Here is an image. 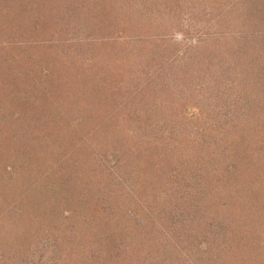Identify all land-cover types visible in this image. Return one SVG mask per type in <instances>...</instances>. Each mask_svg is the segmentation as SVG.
<instances>
[{"label": "rangeland", "instance_id": "obj_1", "mask_svg": "<svg viewBox=\"0 0 264 264\" xmlns=\"http://www.w3.org/2000/svg\"><path fill=\"white\" fill-rule=\"evenodd\" d=\"M0 72V128L15 126L14 142L0 145V264H166L174 252L170 264H207L188 245H212L199 229L228 250L215 264H264V0H0ZM45 98L50 113L30 119L25 106L37 112ZM36 123L79 139L72 159L58 153L51 174L61 185L22 167L23 150L51 149L56 163L64 146L44 132L22 149L31 137L22 127ZM105 153L118 157L111 167ZM177 153L193 157L169 183L155 171ZM121 166L116 186L102 188ZM41 185L55 197L35 193ZM159 190L160 211L149 201ZM102 201L133 204L153 232L129 240V263L96 233L102 220L88 224ZM176 219L192 227L185 247L163 240Z\"/></svg>", "mask_w": 264, "mask_h": 264}, {"label": "trees", "instance_id": "obj_2", "mask_svg": "<svg viewBox=\"0 0 264 264\" xmlns=\"http://www.w3.org/2000/svg\"><path fill=\"white\" fill-rule=\"evenodd\" d=\"M22 6H20L21 8ZM23 9H26V6L23 8ZM2 61H5L4 59H2ZM1 61V63H2ZM11 65L12 63H9L8 60L6 61V63L1 66V71H2V75H5V72H8L6 70H4V68H11ZM13 66V65H12ZM49 66V65H47ZM4 67V68H3ZM10 72V71H9ZM0 74V76H1ZM10 74V73H9ZM5 78V77H4ZM45 102V103H44ZM30 104V103H29ZM32 104V103H31ZM50 104V101L48 100V98H45L44 101L42 103H35V105H39L40 107H36L38 109L37 112H33L34 110V107L31 109L32 111H30L28 108V106H25V109L27 110V113L30 114L28 115V117H30V119L34 120V121H40L42 120V115L41 113L42 112H45L46 114L50 113V108L51 107H43L44 105H49ZM22 113L24 112L22 109H21ZM54 112V111H53ZM59 112V110L57 111ZM58 114V113H57ZM60 116V115H59ZM26 125V124H24ZM219 125V124H218ZM64 125H60V127L62 128ZM67 126V125H66ZM29 127V126H27ZM27 127H22L21 129V133H23V135H25L26 133L31 135L30 139L27 141L25 140L24 141V145H23V148H25V146H29L30 144H32V142L34 141V137L35 140L38 139L40 136L44 135V132L46 133V135L48 134H51V133H54V137H55V132H54V128L53 127H49V126H45V124H42V123H36V126L34 127V129H32V127L29 128V130H26ZM10 128V125H7L5 127V129H8L9 130ZM4 128H0V145H8V143H10L11 141L14 142V138L12 137V133H13V130H15V126L12 128H10V132L8 133H5ZM60 139H62V135L60 134V136H58L56 134V137H55V140L53 139L52 142H54L55 144V148H56V145L59 146L62 144H64V146L62 147V149H58L56 151H54V154H55V160H56V163H53L51 160L52 159V156H53V152L52 150H47L48 154H42V153H38L37 151H33L31 153V151L29 150H23L24 152V155H23V159L24 160H21V164H22V167L25 168L26 172H30L31 175H35V174H44L45 177H47V181L50 180L51 182H57V184L61 185L63 184L62 181L60 180H56L54 178V176L51 174L52 172H54L55 169H57L56 167V164L57 163H60L63 159H72V155L75 153L73 147H77L79 144L77 143H80L79 142V139L77 138H74V139H68L66 138V141H61ZM32 141V142H30ZM41 141L39 140L38 141V144L40 143ZM183 143V142H181ZM205 143V142H204ZM165 144H167V141H165ZM184 144V143H183ZM215 144V143H214ZM13 145V144H12ZM43 145V144H42ZM68 145V148H66V146ZM163 145V144H162ZM178 145V144H177ZM198 145V143L196 144V146ZM202 145L203 147L206 146V148L208 147H211L212 144L208 143V144H200ZM187 146V145H185ZM195 146V148H196ZM44 147H49V144L46 146V142H45V146ZM161 148V147H160ZM163 148V147H162ZM8 149V147H7ZM164 149V148H163ZM58 151V152H57ZM64 153V157L62 160L59 159L58 161V157L60 158V156L58 155V153ZM57 153V154H56ZM168 153V151H167ZM112 154V153H111ZM169 154V153H168ZM172 154V153H171ZM179 154V153H177ZM37 158L38 162L33 165L32 161L33 160H30V165H29V159L26 158V156H33ZM58 155V156H57ZM105 156L108 160V164L110 167L115 164L118 160V157H113V160H111L109 157H108V154L105 153ZM167 156V154H166ZM165 156V158H167ZM180 158H177V160L173 159L172 162H169V166H167L166 169L161 170V169H156L155 173H159V174H162V176L166 179H168L169 183H173L174 182V179L176 175L180 176V174H184L182 168H181V162H182V159L183 158H188V160H190L191 158L190 157H193V155L190 153H186L184 155V157L182 158L181 155L179 154ZM54 157V156H53ZM168 159V158H167ZM193 159V158H192ZM73 160L76 161V159L74 158ZM191 161V160H190ZM189 162V161H188ZM171 165V166H170ZM59 166V165H58ZM134 167V166H132ZM166 167V166H165ZM128 167L126 166L125 167V170H127ZM22 170V169H21ZM21 170L19 172H21ZM43 170V171H42ZM123 170V167H119V169H112L110 168V171H106L105 172V178H103L102 180V188H105L107 187L108 189L111 190V187L112 185L113 186H116V180L118 179V175L122 174L123 172H119V171H125ZM42 171V172H41ZM112 171V172H111ZM171 171H174L175 173L173 174H170ZM188 173H192V170H191V167L188 169L187 171ZM35 173V174H33ZM130 174H134V172H130ZM195 174V173H194ZM86 176V175H85ZM36 177H38L36 175ZM49 177V178H48ZM202 177H203V174H202ZM44 178V177H43ZM153 178V177H152ZM161 178V177H160ZM159 178V179H160ZM142 179L143 181L146 180L145 176H142ZM129 180V179H128ZM204 180H207V181H204ZM45 180H43L42 182H44ZM181 181V180H180ZM40 182V184L42 183ZM104 182V183H103ZM149 182V181H148ZM47 183H50V182H47ZM61 183V184H60ZM106 183H109L111 185L109 186H106ZM125 183V181H124ZM126 183H128V181H126ZM185 183V181H184ZM208 183V179L205 178L203 179L202 181H199L198 185H201V188H202V185ZM226 183V182H225ZM229 183V182H228ZM227 183V184H228ZM55 185V186H59V185ZM66 184V183H65ZM149 184V183H148ZM167 184V182H166ZM151 186V185H150ZM168 186V185H167ZM65 188H69L71 189L70 187H67L64 185ZM63 189V188H62ZM161 189V188H160ZM102 190H107V189H102ZM116 190V188H115ZM76 191V190H74ZM82 191V190H81ZM79 191V192H81ZM199 191V190H197ZM233 191V190H232ZM195 192V191H194ZM35 193H42V194H49V195H52L53 197H55V192H53V190L50 188V186H47V185H41L39 190H37ZM62 193L63 194H66V196L68 195V193H71L68 189L66 190H62ZM160 193V194H159ZM75 194V193H74ZM82 195H79V197H75L74 199H72V201L74 202H78V204L82 203L83 202V198L85 197V192L82 191L81 192ZM166 192H161L159 190L158 193H156V195L154 196L153 194H151V200L149 201H152L153 203H155L154 205V208L157 207L159 208V211H160V208L163 209V202L166 200ZM197 195V194H195ZM245 195V194H244ZM241 197H236L233 199V196L232 198H228L230 199V202H237L240 200ZM103 203V201H102ZM143 203H146V200L136 196V202L134 203L135 206H139V209L142 211V208H143ZM74 204V203H73ZM21 205V203L19 204ZM123 202H119L117 205H116V208L114 206H111V204H109L108 202H106L105 204L103 203V208L101 210V213H98L96 212L93 216V213H91L90 215H88V224L90 223L91 225H96L100 220H102V224L99 225L98 227L96 226L97 228V232L99 237H102V240H105V241H110L111 240V243H114L116 242L115 244H117L116 246H114V248H112V250L115 252L116 254V257H119L122 256L121 259L124 258V261L128 262V260H126V258L124 257V255L126 256H131L132 255V252H129L127 253L125 250V248L128 246H131V244L129 243V240H132L133 238H136L137 239H142V235L141 233L143 232L144 234L145 233H148L150 234V232L152 233L153 235V232L151 229H148V228H145V226L141 225L142 222H140V216L143 215L141 211H139L138 209L135 210L134 209H131V207L133 206V204L131 205V207L129 206L127 209L123 208ZM19 207V206H18ZM134 207V206H133ZM90 209V208H89ZM186 216H188V212L186 214ZM53 217H46V219L48 220H52ZM94 220V223H93V220ZM14 219H16L14 217ZM184 219H186V217L184 216ZM183 217L180 215L179 216V221L182 222V223H186L184 221ZM177 219L172 223V227L174 228L173 230L171 229H168L167 230V233L166 234H163V240L164 242L166 243H170L173 239L177 240L180 242V244H184V247L187 246V243L189 242V240H186V233H189L187 230L189 228L192 229V227L189 226H185V224H181V223H178ZM13 221V220H11ZM150 222V221H149ZM176 222V223H175ZM152 223V222H150ZM89 224V225H90ZM118 224H120L118 226ZM90 225V226H91ZM179 226V227H178ZM177 228V229H176ZM187 229V230H185ZM200 231H198L197 235L200 234V236H203L204 238H206L207 241H210L212 245L206 247V248H202L200 249L199 247L202 246V242L199 241V243H196V245L193 244H189V247H193L195 248V252L194 254H192V257L195 255V253L197 251H199L201 254H202V257L204 258L205 260V263L207 264H215L216 262V258L222 256L224 258L228 257V250L227 251H221V249H218V247H216V245L214 244L213 240H215V237L213 236L212 239H209L210 235H207L205 234L202 229H199ZM79 233H82L83 229L82 227H80V229L77 230ZM193 232V231H192ZM191 232V233H192ZM169 233H173L175 234V236H170ZM146 235V234H145ZM16 237L17 236H13V244L12 245H15V242H16ZM208 238V239H207ZM188 241V242H187ZM110 243V242H109ZM129 243V244H128ZM191 243V242H190ZM213 248L215 250H213ZM138 249V247H137ZM165 249H170V246H166ZM205 249V250H204ZM225 249V248H224ZM104 250V249H103ZM111 249L109 248H106L105 251L109 252V251H112ZM204 250V251H203ZM226 250V249H225ZM221 251V253H220ZM176 252H174L171 256H169L168 258H166V264H170L172 263V259L174 257V254ZM220 253V254H219ZM170 255V254H169ZM177 257H179L177 260L180 261L181 258H182V255L180 253L177 254ZM130 258V257H128ZM181 263H182V260H181ZM179 264V263H178Z\"/></svg>", "mask_w": 264, "mask_h": 264}]
</instances>
